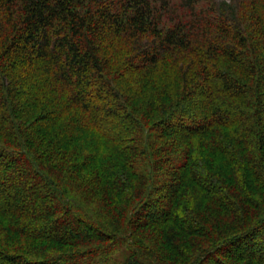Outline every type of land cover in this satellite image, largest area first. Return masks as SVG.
Listing matches in <instances>:
<instances>
[{"label":"trees","instance_id":"obj_1","mask_svg":"<svg viewBox=\"0 0 264 264\" xmlns=\"http://www.w3.org/2000/svg\"><path fill=\"white\" fill-rule=\"evenodd\" d=\"M0 264H264V0H0Z\"/></svg>","mask_w":264,"mask_h":264},{"label":"rangeland","instance_id":"obj_2","mask_svg":"<svg viewBox=\"0 0 264 264\" xmlns=\"http://www.w3.org/2000/svg\"><path fill=\"white\" fill-rule=\"evenodd\" d=\"M217 1L220 2V1H228V0H217ZM171 2L177 4V3H180L181 0H171ZM96 206L100 207V204L98 203ZM148 235H150V234H148Z\"/></svg>","mask_w":264,"mask_h":264}]
</instances>
